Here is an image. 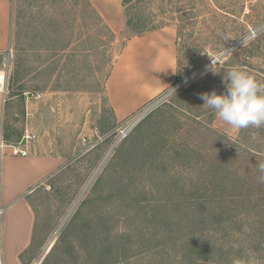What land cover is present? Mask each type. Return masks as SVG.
Returning a JSON list of instances; mask_svg holds the SVG:
<instances>
[{"label": "rangeland", "instance_id": "1", "mask_svg": "<svg viewBox=\"0 0 264 264\" xmlns=\"http://www.w3.org/2000/svg\"><path fill=\"white\" fill-rule=\"evenodd\" d=\"M127 9L131 25L123 17L117 28L87 0H11L3 140L34 135L38 156L62 158L29 197L24 264H264V126L234 129L200 99L224 91L236 66L264 83V0H129ZM143 27L174 33L176 79L116 119L106 79Z\"/></svg>", "mask_w": 264, "mask_h": 264}, {"label": "crops", "instance_id": "2", "mask_svg": "<svg viewBox=\"0 0 264 264\" xmlns=\"http://www.w3.org/2000/svg\"><path fill=\"white\" fill-rule=\"evenodd\" d=\"M87 2L104 23L121 26L124 0ZM11 23V0H0V53L10 43ZM177 69L174 33L160 28L127 39L105 83L114 117L124 119L161 94L176 79ZM1 114L0 95V132ZM4 143L0 149V264H20L18 256L31 243L35 226L29 197L62 165V158L38 156L36 152L45 146L34 143L22 146L25 157L13 155L9 146L16 144Z\"/></svg>", "mask_w": 264, "mask_h": 264}, {"label": "clouds", "instance_id": "3", "mask_svg": "<svg viewBox=\"0 0 264 264\" xmlns=\"http://www.w3.org/2000/svg\"><path fill=\"white\" fill-rule=\"evenodd\" d=\"M222 83L225 90L219 94L216 90L200 94L203 106L213 110L220 120L237 130L264 126V83L238 66L227 72L226 81L223 76ZM258 166L259 171L264 173V163ZM260 180L264 182V175Z\"/></svg>", "mask_w": 264, "mask_h": 264}, {"label": "built area", "instance_id": "4", "mask_svg": "<svg viewBox=\"0 0 264 264\" xmlns=\"http://www.w3.org/2000/svg\"><path fill=\"white\" fill-rule=\"evenodd\" d=\"M32 97L36 100H39L40 98H42V94L41 93H35L32 95ZM133 123L134 122L128 123L126 125V127L122 128L120 130L119 133H120L122 138L126 137L127 129H128V127L130 128ZM34 139H35L34 135L26 134L19 144L9 146L11 148V153L13 155L25 157L27 155V151L25 148H22V146H26L29 142L33 141ZM4 146H6V144L4 143L2 133L0 132V149H2Z\"/></svg>", "mask_w": 264, "mask_h": 264}, {"label": "trees", "instance_id": "5", "mask_svg": "<svg viewBox=\"0 0 264 264\" xmlns=\"http://www.w3.org/2000/svg\"><path fill=\"white\" fill-rule=\"evenodd\" d=\"M123 3H124L123 4V10H124L125 24H126L127 27H129L131 25V23H132L131 14H130L129 10L127 9V4L129 3V0H124ZM88 6H89V4H88ZM91 11L93 12V14H95V16L97 17V20L99 22L102 21L101 17L92 8H91ZM153 29H155V28H153V27L152 28L143 27L141 29L139 28V30L136 32V35H140V34H142L144 32H147V31H150V30H153ZM32 242H33V236H32V241H31V243L29 244L28 247H30L32 245ZM27 248H25L18 256L20 264H24L23 256H24V253L27 251Z\"/></svg>", "mask_w": 264, "mask_h": 264}]
</instances>
